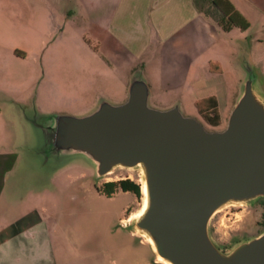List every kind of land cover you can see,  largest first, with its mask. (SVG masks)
<instances>
[{
    "label": "rangeland",
    "instance_id": "1",
    "mask_svg": "<svg viewBox=\"0 0 264 264\" xmlns=\"http://www.w3.org/2000/svg\"><path fill=\"white\" fill-rule=\"evenodd\" d=\"M48 8V0H0V67L7 63L10 70V77H0V108L4 101L10 100L22 105L19 111L27 118L42 122L47 115L54 113L84 115L101 98L106 101H124L125 91H116L119 78L111 77L104 71L105 64L87 50L88 43L86 48L83 47V42L76 38L78 31L70 17L62 16L60 22H54L51 17L53 13ZM31 9L33 23L26 25L23 23L24 14ZM219 37L220 40L213 41L209 37L203 41V47H208L189 71L190 79L206 85L211 90L209 93H213L217 99L220 117L217 128H210L203 123L194 106V94L191 91L181 90L173 95L154 94L152 103L165 106L176 96L184 116L195 118L207 130H220L224 128L228 113L248 74L255 77L256 88L264 100V16L255 15L249 20L246 29L220 32ZM47 49L53 50L58 56L56 65L59 73L44 80L40 70L36 72L35 67L40 64L41 51ZM13 51L17 54L15 57L21 60L13 58ZM32 51L37 56L32 57ZM18 54H21V58ZM207 62L217 64L222 69L221 73L206 72L202 79L198 78ZM3 112L0 113V133L3 138L0 140V150L10 145L16 147L18 162L10 175H15V181L19 183L17 197H42L54 208L64 234L82 254L100 252L107 258L118 259L119 249L129 246L138 248L139 253L124 255L118 264H134L135 257H144L150 264L153 254L146 239L139 235L127 239L124 235L129 228L120 224L124 206L134 208L135 213L141 205V181L137 172L117 169L104 179H98L94 166L83 156L65 155L59 160L46 156L40 132L35 128L26 132L24 141L15 138L13 145L9 139L12 131L2 126L5 117ZM42 152L47 159L40 156ZM40 171L43 173L42 180ZM120 180L138 186L136 204L130 195L114 194L107 197L101 192L103 183ZM263 230V199L248 204L223 206L208 223L210 237L222 250L255 237ZM116 231L120 234L114 235Z\"/></svg>",
    "mask_w": 264,
    "mask_h": 264
},
{
    "label": "water",
    "instance_id": "2",
    "mask_svg": "<svg viewBox=\"0 0 264 264\" xmlns=\"http://www.w3.org/2000/svg\"><path fill=\"white\" fill-rule=\"evenodd\" d=\"M148 96L146 81L135 72L121 103L100 99L81 116L28 120L48 157L83 156L98 179L117 169L137 172L141 205L124 227L146 239L155 260L264 264V230L226 250L208 233L221 207L264 200V100L255 77L243 81L220 130L205 129L177 104L153 108Z\"/></svg>",
    "mask_w": 264,
    "mask_h": 264
},
{
    "label": "crops",
    "instance_id": "3",
    "mask_svg": "<svg viewBox=\"0 0 264 264\" xmlns=\"http://www.w3.org/2000/svg\"><path fill=\"white\" fill-rule=\"evenodd\" d=\"M48 2V9L53 13L51 14L53 21H59L62 16H69L72 25L78 31L76 38L83 42V47L89 45L87 50L105 64L104 71L111 77L119 78L116 84L117 92L125 91L126 95L131 75L140 72L148 86L149 104L153 107L166 109L177 104L180 109L181 103L176 96L170 99L167 105L158 106L152 103V95H173L181 90L191 91L194 94V103L209 96L216 99L213 93H209L211 90L206 85L189 77L191 65L208 47H203V41L209 37L213 41L220 40L221 31L217 26L220 16L209 4V0H48ZM226 2L247 25L255 15L264 16V0ZM31 11L32 9L25 11L23 23L26 25L33 23ZM13 53L14 58L17 54L14 51ZM32 53L33 51L32 57L37 56V53ZM18 56L21 58V54ZM57 57L53 50L41 51L40 64L35 67V71L40 70L44 80L50 75H58ZM221 71L217 64L207 62L198 78L202 79L206 72L219 74ZM9 72L7 63L0 67L1 78L10 77ZM115 72L116 75H112ZM21 106L6 100L0 108V113L4 110L5 116L2 126H7L12 131V136L9 137L11 143L15 138L24 141L26 132L32 128L26 115L19 111ZM1 139L3 138L0 133ZM15 148L10 145L0 150V264H118L124 255L139 253L138 248L124 246L119 249L118 259L107 258L100 252L82 254L64 234L54 208L42 197L29 195L17 197L19 183L15 181L17 180L15 175L13 177L10 175L18 162ZM42 175L40 171L41 180ZM114 194L130 195L136 204L137 197L131 192L119 190ZM134 211V208L124 206L121 209L123 217L120 224L125 226L126 221L136 213ZM118 234L119 231L114 232V235ZM124 236L127 239L136 237L130 231ZM142 246L147 248L144 244ZM156 260L153 257L150 264H162L160 260H158L160 262ZM133 261L134 264H148L144 257L140 259L135 257Z\"/></svg>",
    "mask_w": 264,
    "mask_h": 264
},
{
    "label": "trees",
    "instance_id": "4",
    "mask_svg": "<svg viewBox=\"0 0 264 264\" xmlns=\"http://www.w3.org/2000/svg\"><path fill=\"white\" fill-rule=\"evenodd\" d=\"M209 4L219 13L217 26L221 32H228L232 28L244 30L247 23L238 17L228 6L226 0H209ZM196 111L203 123L210 128H217L220 123L216 99L213 96L201 98L194 103ZM117 190L131 192L139 197L138 186L127 181L106 182L102 184L101 192L107 196H112Z\"/></svg>",
    "mask_w": 264,
    "mask_h": 264
},
{
    "label": "bare ground",
    "instance_id": "5",
    "mask_svg": "<svg viewBox=\"0 0 264 264\" xmlns=\"http://www.w3.org/2000/svg\"><path fill=\"white\" fill-rule=\"evenodd\" d=\"M157 259L160 260L162 264H169V263H167V262L161 260L160 258H157ZM158 260H157V261H158ZM160 261H158V262H160Z\"/></svg>",
    "mask_w": 264,
    "mask_h": 264
}]
</instances>
